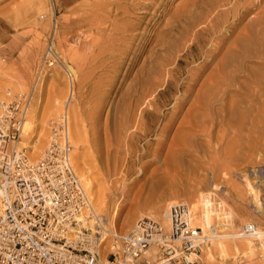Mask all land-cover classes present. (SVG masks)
Instances as JSON below:
<instances>
[{
  "label": "rangeland",
  "instance_id": "1",
  "mask_svg": "<svg viewBox=\"0 0 264 264\" xmlns=\"http://www.w3.org/2000/svg\"><path fill=\"white\" fill-rule=\"evenodd\" d=\"M261 6L264 0H0V101L32 92L22 143L30 146L40 131L45 137L34 159L27 150L31 162L44 151L50 122L68 110L70 163L78 178V166L86 173L91 192L80 183L109 229L103 255L112 234L129 233L144 217L163 226L171 205L198 203L197 213L213 216L211 237L243 241L246 225L262 234L246 238L256 241L252 255L229 264H264ZM54 21L59 61L36 84Z\"/></svg>",
  "mask_w": 264,
  "mask_h": 264
},
{
  "label": "built area",
  "instance_id": "2",
  "mask_svg": "<svg viewBox=\"0 0 264 264\" xmlns=\"http://www.w3.org/2000/svg\"><path fill=\"white\" fill-rule=\"evenodd\" d=\"M56 29L54 21L36 84L59 61ZM68 77L70 97L72 75ZM32 95L15 94L0 105V264H147L151 245L158 249L157 264H193L202 255L208 236L185 203L169 208L168 232L142 218L129 233L112 234L103 255L105 238L87 225L90 203L70 164L66 110L50 122L39 159L31 162L27 149L19 146ZM241 233L252 235L255 227L245 226Z\"/></svg>",
  "mask_w": 264,
  "mask_h": 264
},
{
  "label": "bare ground",
  "instance_id": "3",
  "mask_svg": "<svg viewBox=\"0 0 264 264\" xmlns=\"http://www.w3.org/2000/svg\"><path fill=\"white\" fill-rule=\"evenodd\" d=\"M257 2V1H256ZM259 3V2H258ZM255 5V4H254ZM253 5V7H254ZM250 7V6H249ZM248 7V8H249ZM262 7V6H261ZM252 8V7H250ZM244 12H247V10H245ZM248 14V13H247ZM245 15V14H243ZM258 16H259V19L257 21V23H260L262 20H264V6L260 9L259 13H258ZM260 31V29H259ZM252 32V31H251ZM264 32V31H263ZM254 33V32H253ZM242 35V34H241ZM244 37V41H246L247 43H249L250 41V35L247 34ZM248 46H252V44H248ZM246 47V46H245ZM241 49V48H240ZM241 50H239L238 47L234 48V52L238 53V54H242V52H240ZM256 64H259V62H256ZM1 103V101H0ZM65 109V108H64ZM68 111V110H67ZM66 111V112H67ZM58 112V111H57ZM64 112V110H63ZM65 112V113H66ZM55 113V112H54ZM62 113V112H61ZM60 114V113H59ZM27 115H28V112H27ZM67 115H68V112H67ZM60 116V115H58ZM27 118V116H26ZM68 118V116H67ZM68 120V125H67V137H68V140L69 137L71 136V138L73 137V129H75V127L72 129V126H73V121L71 122L72 123V126H71V123H69V119ZM28 120H25V123H24V126H23V135L22 137L25 135L24 133V128L25 130L29 128V123L27 122ZM41 121V120H40ZM75 131V130H74ZM39 136L38 138H36L30 146H28L27 144H24L20 143V148H24V149H27V150H30L29 151V155L34 159L37 154L41 153V146L43 145V141H44V135L43 133H41V131L39 132ZM75 133V132H74ZM75 135V134H74ZM24 138V137H23ZM43 140V141H42ZM70 142V141H69ZM174 146L172 147L173 149H171V152H177V148H178V145L179 144H173ZM43 153V152H42ZM170 158V157H169ZM77 159V158H76ZM69 160H70V157H69ZM79 160V159H78ZM73 161V160H72ZM169 161V160H168ZM71 164V163H70ZM172 165V164H171ZM72 166V165H71ZM76 166V164H75ZM77 167V166H76ZM169 168V167H168ZM77 169V172H78V175H79V178L78 180H80L79 182H81L83 184V187L86 189V191L88 193H90V182L88 181V179H86L85 177V174H83V172L80 171L79 169V166L76 168ZM88 176V175H86ZM80 183V185H81ZM82 187V185H81ZM82 187V189H83ZM246 187L248 189V192L250 195L256 197L257 194H255V192H253V188L251 187V185L246 182ZM83 189V191L85 190ZM84 193L86 194L88 200H89V203H90V213L88 214L87 216V225H91L92 226V230L96 231V230H100L101 232V236L102 238H105V242L108 241V237L106 239V236L108 235V231L107 229L105 228V226L103 225V223L101 222L102 220H100V216L97 214L99 213L100 214V207H99V203L96 204L95 203V207L92 208V204H91V201L87 195V193L84 191ZM101 202V201H100ZM103 203V202H102ZM101 204V203H100ZM172 204V203H171ZM175 205V204H173ZM172 206V205H171ZM170 206V207H171ZM192 212H193V220H194V223L199 226L203 233L206 234L208 236V244L207 246L205 247V249L203 250L202 252V255L200 257H198L196 259L195 262H193V264H229V262L232 260H236L239 256L240 257H243V256H246V255H252L254 253V243L256 241H250L246 238H250V239H259V237H261L262 234L258 233L256 228H255V233L252 234V235H245V234H242L240 232V237H243L245 238V240L243 241H232V242H227V241H224L222 240L221 237H211L209 235L210 233V230L212 229V225H213V216L211 215L210 212L208 211H205V212H201V213H197L199 212L198 211V203H194V205L192 206ZM169 208L167 209L166 211V214H167V219L166 221H164L161 226V228L164 230V232H168L169 229H170V224H169ZM165 214V215H166ZM144 218H147V217H144ZM157 222V221H156ZM160 224V223H159ZM246 226H249V225H246ZM89 227V226H88ZM245 227V226H244ZM243 227V228H244ZM90 228V227H89ZM242 228V229H243ZM241 229V231H242ZM109 230V229H108ZM261 240V239H260ZM259 243H262L259 242ZM260 245V244H259ZM261 246V245H260ZM153 247V248H152ZM263 247V246H262ZM152 248V249H151ZM150 249V250H149ZM240 250H243L244 252H240ZM158 254V249L156 247V245H151L145 256L146 255H149L150 258L154 259V262L155 264H157V255ZM147 258V257H146ZM153 262V261H152ZM148 263V262H147ZM150 264V263H148Z\"/></svg>",
  "mask_w": 264,
  "mask_h": 264
}]
</instances>
